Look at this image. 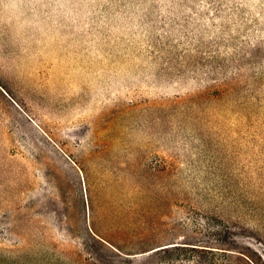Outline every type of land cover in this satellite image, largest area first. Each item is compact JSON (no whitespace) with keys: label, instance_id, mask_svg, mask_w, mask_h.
I'll list each match as a JSON object with an SVG mask.
<instances>
[{"label":"rangeland","instance_id":"rangeland-1","mask_svg":"<svg viewBox=\"0 0 264 264\" xmlns=\"http://www.w3.org/2000/svg\"><path fill=\"white\" fill-rule=\"evenodd\" d=\"M82 166L133 222L124 253L92 214L109 264L174 242L264 264V0H0V264L87 254Z\"/></svg>","mask_w":264,"mask_h":264},{"label":"trees","instance_id":"trees-1","mask_svg":"<svg viewBox=\"0 0 264 264\" xmlns=\"http://www.w3.org/2000/svg\"><path fill=\"white\" fill-rule=\"evenodd\" d=\"M98 154V152H92L88 157L89 162L95 165ZM81 170L87 186L90 221L87 225L86 222L81 219V226L80 221L78 223H72V226L76 235L83 237L82 243L84 249L87 251V254H83L79 250H72L69 251L71 254L66 252V255L71 259V261L75 262V264H109L110 262L103 260V258L97 254L95 249H93V246L90 244V242L100 243V240L102 239L113 243L107 237L98 232L93 222L92 214H96V216H94V221L96 219V221L102 222L108 235L110 233V235H113L112 237L125 241L124 243H126V246H118V249L122 252L124 251L121 247L129 250L132 249L127 247H131V245H133L128 238L133 222L131 220H125L123 217L119 216L118 208L115 207L114 201L111 198L107 199L100 208V211L97 212V210L94 209L93 204L95 196H92L91 193L93 170L97 169L95 168L92 170L90 168V170H87L82 166ZM36 207H38L36 201L33 199L29 200L25 204L17 205L14 212L10 216L9 229L10 232L17 237L16 241H18L21 236L25 238L24 241L14 244L13 249L20 252L19 256L28 257V253L25 252H28L30 248L31 238L32 240H39L42 237L41 233L44 232L43 225L34 215V213L37 212L35 209ZM65 217L68 218L69 221L71 220V216L68 212L65 214ZM214 249L215 248L211 246L198 243L184 242V244H182L174 242L173 244H166L164 246L154 248L153 251L148 253V256L138 261L125 258L127 256L121 257H123V260L131 261L132 264H143L146 261H148L149 264H256L252 260L249 261L242 256L235 257L234 262L226 250L222 251V254H219L215 252L216 250ZM209 254H211V256Z\"/></svg>","mask_w":264,"mask_h":264}]
</instances>
